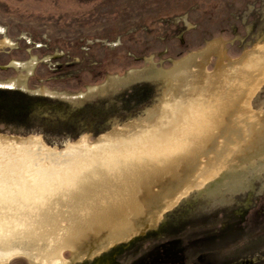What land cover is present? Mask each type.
I'll return each mask as SVG.
<instances>
[{"label": "rangeland", "instance_id": "rangeland-1", "mask_svg": "<svg viewBox=\"0 0 264 264\" xmlns=\"http://www.w3.org/2000/svg\"><path fill=\"white\" fill-rule=\"evenodd\" d=\"M216 40L223 45L225 63L255 47L264 50V0H0V81L26 76L25 87L0 84V190L7 180L10 188L0 191V202L11 211L0 203V231L15 213L13 205H36L49 193L56 169L72 174L74 164L90 157L88 148L101 135L132 140L153 132L156 112L145 109L169 85L161 78H141L115 81L114 87L105 85L83 97L76 94L132 70L169 69ZM262 61L259 70L246 68L237 84L242 91L235 88L241 98L230 103L236 120L245 119L244 125L238 122L244 137L249 132L246 121L255 128L264 122ZM216 62L217 56H210L206 70L212 72ZM212 156L200 158L201 169ZM198 173L144 230L82 260H72V252L64 249V264H93L105 252L110 253L108 264H132L155 250L159 260L167 254L173 264H264V153L221 169L219 175H206V180ZM73 176L82 178L76 172ZM0 264L30 262L19 255Z\"/></svg>", "mask_w": 264, "mask_h": 264}, {"label": "bare ground", "instance_id": "bare-ground-1", "mask_svg": "<svg viewBox=\"0 0 264 264\" xmlns=\"http://www.w3.org/2000/svg\"><path fill=\"white\" fill-rule=\"evenodd\" d=\"M213 55L217 56V62L214 70L208 72L205 66ZM224 55L222 43L218 40L212 41L204 49L174 61L169 69L158 70L152 67L132 70L104 85L91 86L86 93L81 91L76 94L84 96L102 89L105 85L111 84L114 87L112 83L115 81L116 84H126L141 78H161L163 82L168 81L169 85L167 92H163L156 103L145 109L146 112H156L151 122L153 132L147 131L132 140H125L127 137L108 139L107 134L101 135L93 147L88 148L86 155L90 157H80L76 162L78 164H74L76 169L72 174L67 175L68 171L59 172L61 168L56 169V173L51 176L56 177L52 180L54 188L48 189L49 193L42 196L43 198L39 197L36 205L21 204L14 207L18 202L13 203L15 205L11 208L16 210L15 213L6 218L8 221L3 220L6 225L2 221L4 226H1L0 242L5 241L8 245L0 246V263L23 255L30 264H64L62 252L67 248L72 252V260L95 256L99 251L141 232L151 221L154 223L159 210L189 184L199 171L198 174L205 179L206 175H219L221 169L228 170L239 162L249 161L255 155L264 153V122L255 128L252 122L250 124L246 121L249 132L244 137L240 122L245 119L237 121L235 106L230 105L235 97L241 98V95L236 96L239 92L235 88L239 80L242 81V77H245L246 68L259 70L261 60L264 61V50L255 47L228 63L223 61ZM199 56L201 60L198 59ZM18 63L28 72L32 70L33 66L30 67L26 62ZM163 71L166 74L158 76ZM25 80L26 76L23 75V79L12 78L0 81V84L5 86L4 84L10 83L25 87ZM237 89L241 90L239 87ZM232 122L235 124H229ZM227 129L231 130L227 133L229 136L225 134ZM230 145L236 148L233 150ZM211 153L212 162L208 161V165H215H207L201 169L200 158L208 157ZM226 154H231L232 158H226ZM233 159L235 161L231 163ZM74 172L77 177L82 178H75ZM18 179L15 180L19 181ZM6 182L4 181L5 188ZM45 183L48 184V181ZM0 184L2 185L1 182ZM12 191L13 189L11 193Z\"/></svg>", "mask_w": 264, "mask_h": 264}, {"label": "flooded vegetation", "instance_id": "flooded-vegetation-1", "mask_svg": "<svg viewBox=\"0 0 264 264\" xmlns=\"http://www.w3.org/2000/svg\"><path fill=\"white\" fill-rule=\"evenodd\" d=\"M140 237V236H138ZM136 237V238H138ZM133 240V239H132ZM127 243V242H125ZM162 251V249H161ZM166 254V251L163 249L162 254ZM110 253L109 252H105L103 254H101L100 256L94 257L93 258V264H108V261L106 262L105 259H107V257H109ZM145 259H147L145 261ZM173 258L171 259L170 256H168L166 254V258L163 257V259L159 260L158 259V250H155L153 252H150V254L147 255V257H142V259L140 261H136L133 262L132 264H173ZM180 264H183V262L181 263V261H179ZM176 264V263H174Z\"/></svg>", "mask_w": 264, "mask_h": 264}, {"label": "water", "instance_id": "water-1", "mask_svg": "<svg viewBox=\"0 0 264 264\" xmlns=\"http://www.w3.org/2000/svg\"><path fill=\"white\" fill-rule=\"evenodd\" d=\"M25 84H26V83H25ZM7 88H11V87H7ZM36 92H39V90L36 91ZM86 92H88V90H87ZM78 97H83V96H78ZM75 98H77V97H75Z\"/></svg>", "mask_w": 264, "mask_h": 264}, {"label": "trees", "instance_id": "trees-1", "mask_svg": "<svg viewBox=\"0 0 264 264\" xmlns=\"http://www.w3.org/2000/svg\"><path fill=\"white\" fill-rule=\"evenodd\" d=\"M21 94H22V93H21ZM23 95L28 96V95H26V94H23Z\"/></svg>", "mask_w": 264, "mask_h": 264}]
</instances>
